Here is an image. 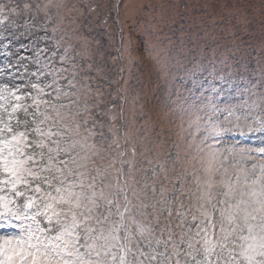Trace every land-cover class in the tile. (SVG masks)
I'll list each match as a JSON object with an SVG mask.
<instances>
[{
    "label": "snow or ice",
    "instance_id": "obj_1",
    "mask_svg": "<svg viewBox=\"0 0 264 264\" xmlns=\"http://www.w3.org/2000/svg\"><path fill=\"white\" fill-rule=\"evenodd\" d=\"M45 15L0 5L6 31L45 33L0 61V228L18 229L0 264H264V141L239 140L264 137V58L186 64L120 28L125 75L78 24L49 36ZM141 55L165 78L174 133L147 126Z\"/></svg>",
    "mask_w": 264,
    "mask_h": 264
},
{
    "label": "rangeland",
    "instance_id": "obj_2",
    "mask_svg": "<svg viewBox=\"0 0 264 264\" xmlns=\"http://www.w3.org/2000/svg\"><path fill=\"white\" fill-rule=\"evenodd\" d=\"M15 3L31 4L33 14L38 15L42 23L47 13L52 20L49 36L53 35L51 28L63 18L60 30L76 35L71 29L78 24L89 40L99 39L108 57L106 71H118L124 66L127 75L126 60H111L121 46L120 28H123L125 40L129 33L133 44L151 40L165 53L170 50L176 56L187 57L183 61L186 64L188 60L208 64L212 59L217 62L226 59L237 68L243 69L247 65L251 70L264 58V0H0V5L9 7ZM36 5L40 6L39 9ZM73 5L75 10H71ZM73 18H77L76 23L72 22ZM88 22L92 31L84 27ZM21 32L23 29H17L14 34L13 30L6 31L0 25V61L4 60L5 52L10 56L17 52L30 56L31 52L24 49L30 46L32 39L45 35L43 30L35 37L21 36ZM60 34L58 31L57 36ZM95 48L93 43L91 50L95 51ZM132 73L141 81L138 90L144 104V116L148 118L147 126L158 133H174L178 120L164 91L165 78L159 72V65L141 55ZM140 124H144L143 119ZM239 140L257 146L264 137L256 135L240 137ZM16 233L18 229L0 228V236Z\"/></svg>",
    "mask_w": 264,
    "mask_h": 264
}]
</instances>
